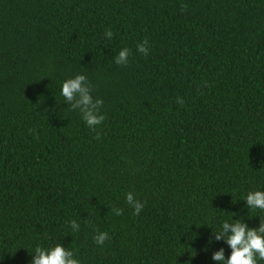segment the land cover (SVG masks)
<instances>
[{
  "label": "trees",
  "instance_id": "trees-1",
  "mask_svg": "<svg viewBox=\"0 0 264 264\" xmlns=\"http://www.w3.org/2000/svg\"><path fill=\"white\" fill-rule=\"evenodd\" d=\"M78 74L103 101L95 131L60 94ZM257 190L264 0H0V264L57 243L80 264H219L223 222H264Z\"/></svg>",
  "mask_w": 264,
  "mask_h": 264
},
{
  "label": "clouds",
  "instance_id": "clouds-1",
  "mask_svg": "<svg viewBox=\"0 0 264 264\" xmlns=\"http://www.w3.org/2000/svg\"><path fill=\"white\" fill-rule=\"evenodd\" d=\"M181 7L183 10L187 5ZM104 35L109 41L113 38L110 29L105 30ZM136 51L144 56L148 55L149 42L146 38L137 44ZM130 55V49L122 48L114 57V61L117 65L126 66L129 63ZM91 92L92 86L87 77L78 74L62 83L60 94L67 106L71 110H79L86 126L95 131L96 126L102 124L105 117L100 114L103 101L101 99L94 100ZM177 102L183 103V100L177 98ZM98 135L99 133H97ZM125 202L133 209L134 215H139L144 207V204L138 201L131 192L126 193ZM244 202L249 209L264 210V192L260 190L251 191L247 194ZM112 211L117 216L123 214L121 208H113ZM69 225L74 231H79L80 225L76 220L69 221ZM214 238L217 241L224 240L231 249V254L227 260H225L223 248L212 254V260L219 262V264H258V261H264V222L260 221L258 228H249L240 219L232 220L231 223L223 222L220 231L214 233ZM93 239L97 245L102 246L110 237L107 232H98ZM31 264H80V261L75 258L72 251L57 243L49 249L37 246L34 249Z\"/></svg>",
  "mask_w": 264,
  "mask_h": 264
}]
</instances>
